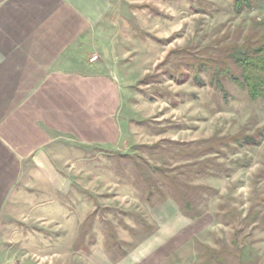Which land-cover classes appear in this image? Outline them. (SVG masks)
<instances>
[{
    "label": "rangeland",
    "instance_id": "374dc122",
    "mask_svg": "<svg viewBox=\"0 0 264 264\" xmlns=\"http://www.w3.org/2000/svg\"><path fill=\"white\" fill-rule=\"evenodd\" d=\"M110 4L88 45L102 138L57 143L55 184L2 226L0 264H264V100L231 58L264 44V0Z\"/></svg>",
    "mask_w": 264,
    "mask_h": 264
},
{
    "label": "crops",
    "instance_id": "0c3cea01",
    "mask_svg": "<svg viewBox=\"0 0 264 264\" xmlns=\"http://www.w3.org/2000/svg\"><path fill=\"white\" fill-rule=\"evenodd\" d=\"M111 6L0 0V235L55 184L57 143L102 138L104 79L88 45Z\"/></svg>",
    "mask_w": 264,
    "mask_h": 264
},
{
    "label": "trees",
    "instance_id": "16d2710c",
    "mask_svg": "<svg viewBox=\"0 0 264 264\" xmlns=\"http://www.w3.org/2000/svg\"><path fill=\"white\" fill-rule=\"evenodd\" d=\"M236 13L251 10L261 0H232ZM240 70L239 76H234L235 83L245 90L253 102L264 100V44L252 51H238L231 56ZM223 91V88H221ZM253 138H248L247 145H256Z\"/></svg>",
    "mask_w": 264,
    "mask_h": 264
},
{
    "label": "built area",
    "instance_id": "2783aa9c",
    "mask_svg": "<svg viewBox=\"0 0 264 264\" xmlns=\"http://www.w3.org/2000/svg\"><path fill=\"white\" fill-rule=\"evenodd\" d=\"M97 58H94L93 60H96Z\"/></svg>",
    "mask_w": 264,
    "mask_h": 264
}]
</instances>
